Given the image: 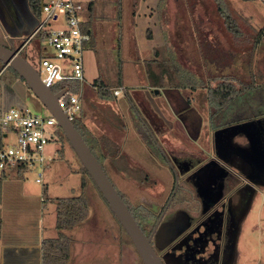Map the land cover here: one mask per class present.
Instances as JSON below:
<instances>
[{
    "label": "rangeland",
    "instance_id": "374dc122",
    "mask_svg": "<svg viewBox=\"0 0 264 264\" xmlns=\"http://www.w3.org/2000/svg\"><path fill=\"white\" fill-rule=\"evenodd\" d=\"M75 1L83 6L92 1V24L97 26L96 31L95 25L93 26L94 35L96 33L95 44L92 47L87 46L83 54L81 110L73 120L83 136L88 138L91 135L99 139V135L106 134L112 139L120 140L114 134L115 130L109 132L103 127L112 123L110 126L115 124L119 129L122 114L128 117L126 124L134 119L129 107L128 110L127 107H121L120 102H125L124 95H113V90L121 86L120 81L123 85L130 83L137 89H147L151 85L174 89L190 86L198 91L193 106L201 108L203 102L208 104L203 110H199L201 114H206L203 115L206 116V122L202 127L200 140L195 142L186 138L175 121L178 132L172 131L165 138L170 145L184 151V157L191 155L187 160L192 161L195 154L205 156L198 153L199 150L210 149L209 146H204L207 143L205 138L210 136V133H206L210 129L208 114H212L208 103V89L224 79L235 81L242 87L240 100L244 102L243 105L248 106L245 111L248 110L247 114L251 118L226 129L224 134H219L220 130L212 132L214 138L218 139L217 149L221 146L228 155L216 156L219 157L216 159L206 158V163L199 166L195 173H178L177 191L168 198L163 208L164 212L168 207L164 216L160 217L153 244L155 252L162 256L167 246H171L180 235L194 228L199 217L210 206L223 202L225 205H232L233 218L237 220L234 242L224 264H264V135L261 134L264 133V0H183V3L182 0ZM219 5L235 21L230 25L235 26L237 32L227 29L224 24L226 16L219 11ZM148 33L152 38L149 39ZM25 39H12L11 44L17 50ZM5 43V40H0V44ZM50 54L51 50L40 35L31 38L20 53L38 74L41 73L40 59ZM152 73L155 74L154 78ZM95 79L102 83L101 87L93 84ZM202 86L207 87V91ZM8 90L6 78L1 77L0 99ZM155 90L152 89L149 98L162 102L163 98L157 97ZM181 90L187 95L190 94L187 88ZM24 96H19V100L17 94L13 97L15 108L23 105L22 108L29 112L42 116L47 114L46 109L27 87ZM167 114L172 118L169 111ZM222 116L221 112H217V119ZM212 122L216 121L213 119ZM127 129L128 133L131 127L127 126ZM253 129H256L255 136L251 131ZM119 131L123 132L124 129ZM252 134L255 140L252 139ZM133 135L131 130V136H126V139L134 138ZM89 140L94 154H100L99 142ZM12 141V136L8 135L3 143L9 144ZM198 143L202 144L203 149L198 148ZM45 149L54 158L51 164H47V171L42 174V183L34 182L36 173L33 170L22 172V181L26 189L43 194L47 206L56 207L59 199L68 197L81 196L86 200L87 220L83 227L79 226L81 235L77 243L86 247L81 255L85 257V261L83 259L79 264H140L122 230L117 239L116 232L107 226L111 221L120 229L60 131L58 138L54 137ZM59 149L60 155L57 151ZM110 149L107 143L108 155L114 154ZM251 149L255 162L259 165H255L256 172H259L255 176L252 174L253 163L250 162V156L248 159L236 158L242 150L250 155ZM120 154L118 149L114 155ZM126 155L130 154L126 152ZM218 159L221 165H218ZM135 160L137 163L141 161ZM111 170L108 172L111 182L116 188L117 185L120 186L130 204L136 196L145 195L144 192L153 201L157 200L158 204L164 202L163 177L149 176V182L140 186L145 189L141 192L134 189L127 173L121 174L116 168ZM231 173L239 178L231 177ZM132 179L135 182L138 177L134 176ZM79 256L72 263L75 264Z\"/></svg>",
    "mask_w": 264,
    "mask_h": 264
},
{
    "label": "flooded vegetation",
    "instance_id": "af4514ba",
    "mask_svg": "<svg viewBox=\"0 0 264 264\" xmlns=\"http://www.w3.org/2000/svg\"><path fill=\"white\" fill-rule=\"evenodd\" d=\"M13 3H15V8L18 13H13V10L9 9L6 2L4 0H0V17L5 25L4 32L8 35L5 39L0 37V40H5V45L9 43L11 44L12 39H25L24 37L26 33H28L32 29L33 25L38 21L36 16H34L30 11H26L22 1L15 0ZM17 14H19L18 18ZM15 36L19 37L15 38ZM29 41H26L25 39L24 43L17 49L18 55H20L21 51L25 48L26 43ZM221 81H226V79L220 80L219 82ZM202 87L204 91H207V87ZM182 88L190 90V94L187 95L183 90H181ZM152 89L157 90L155 95L163 98V101H155V98L150 97V101L146 103V106L151 107V116L148 117L145 116L147 113L144 109L140 108L143 104L142 101H139L140 96L136 93L131 94L129 90L124 87L121 92L124 95L127 110L129 107L131 112L134 114V119L130 124H128V126H130L131 130H133L135 137L129 142L125 140L126 144H131L134 154L127 156L126 152L123 151L122 145L125 141L123 142L115 138L112 139L111 137L101 134L98 139L101 153L95 155L108 178L109 169L115 170L116 168L119 173H127L130 176L134 189L137 191H145V189H142L141 187L145 185V183L149 182V176L156 175L163 177L161 179L165 184V195L162 200L164 202L161 204H158L157 200L156 202L153 201V198H151L146 192H144L145 195L143 196H136L130 204L125 194L121 192L120 186L117 185L116 188L112 182L120 198L126 204L142 232L147 237L151 238V244L154 248V233L159 224L160 217L162 215L164 216L167 211L168 207H166L164 212L163 208L168 198L170 196H174L177 191V186L179 184L178 173H195L199 166L206 163V158L216 159L220 156L225 157L226 154L228 155V153L221 149V146L217 149L216 145L218 143V139L214 138L212 132H214V130H216V132L220 130L219 134H224L226 129H229L233 125L237 126L241 122L243 123L244 120H249L251 117L247 114L248 110L245 111L248 106L243 105L244 103L240 99L238 101L240 106L237 107V109L233 108L229 114L223 115L222 118H216L217 112L208 114L210 129H208L206 133H210V136L205 138V142L207 141V143L204 144V146H209L210 149L206 151L199 150L198 153H203L205 156L195 154V159L190 161V159H187L189 157L191 158V155L184 157L182 155L184 151H180L178 148L170 145L165 137L172 131L178 132L179 129L176 128V124L174 123L175 121L180 126L186 138L188 137L189 140L193 139L195 142H198L203 133L202 127L206 122V116H203L205 113L201 114L199 110H203V108L207 107L208 104L203 102V106L201 108H195L193 106L194 100H196V96H198L196 95V92L198 91L195 90L194 87L192 89L190 86H182L179 89V95H170V100L172 101L171 106V103L165 99V94L160 93V91L165 88L150 86L144 90H147L149 92L147 94L150 96ZM158 89H160V91ZM13 90L15 92H13L14 96L17 94V99L19 100V96L21 97L19 87L14 88ZM165 105L168 106L172 118L165 114L163 107ZM213 119L216 122H212ZM259 129L260 127H258V132ZM251 131L255 136L256 129ZM244 134L248 135L249 133ZM253 134L251 136L252 139L255 140L256 138ZM261 134L264 135V133ZM84 137L88 146H91L90 148L94 151L90 140L86 137V135ZM107 143H109L111 148L110 150H112L114 154L115 151L118 152L119 149L121 153L120 156H116L112 153L108 155ZM262 143V147H264V141ZM197 146L198 148L201 147V149H203L202 144L198 143ZM240 152L241 154H238L236 158L248 159L250 156V162L253 163L251 164L253 170L252 174L254 176L258 174L259 172H256L255 165L257 167H259V165L255 162L252 149L250 155L248 152L244 153L243 150ZM203 157L205 158L203 159ZM135 159L141 160L140 163H137V160ZM106 161H109L110 163L107 164ZM218 162V165H221L220 160ZM134 176L138 177V180H135V182L132 179ZM231 177L239 178V176L234 173H231ZM206 178L209 179L208 176ZM236 207L237 206L235 204L234 208L236 209ZM235 223L237 224V220L233 218L231 204L225 205L223 202L214 204L208 208L205 214L199 217L197 224H194V228L191 231H187L184 235H180L175 240L176 242L174 244L166 247L167 250L162 256H159V258L163 264H224L227 260L228 253L230 254V249L234 242V233L237 230Z\"/></svg>",
    "mask_w": 264,
    "mask_h": 264
},
{
    "label": "built area",
    "instance_id": "2783aa9c",
    "mask_svg": "<svg viewBox=\"0 0 264 264\" xmlns=\"http://www.w3.org/2000/svg\"><path fill=\"white\" fill-rule=\"evenodd\" d=\"M85 6L75 0H44L40 17L26 41L40 35L51 50L48 57L40 59V78L43 83L55 86L62 81L77 84V92L61 89L58 98L61 109L72 122L81 110L80 97L84 81L83 54L85 44L90 40L82 31L85 21ZM59 90V91H61ZM123 91L119 86L113 90L117 96ZM55 119L46 115L29 112L26 108L9 107L0 110V129L3 140L12 136L13 141L0 148V172L23 167L35 171V183L42 182V174L49 158L45 155L46 145L55 137Z\"/></svg>",
    "mask_w": 264,
    "mask_h": 264
},
{
    "label": "crops",
    "instance_id": "0c3cea01",
    "mask_svg": "<svg viewBox=\"0 0 264 264\" xmlns=\"http://www.w3.org/2000/svg\"><path fill=\"white\" fill-rule=\"evenodd\" d=\"M4 1L6 2L9 9L13 10L12 11L13 13L17 12V9L15 8V3H13L15 0H4ZM20 1H22L26 11H28L29 7L27 10L28 5L26 6V1L25 0H20ZM90 2L92 1H88L85 4V7ZM181 2L183 3V0ZM18 15L19 14H17V18H18ZM94 25L95 24L93 23V26ZM94 29L95 31L97 30L96 25ZM160 29L161 30L163 29V25H161ZM4 31H5V25L3 23L2 18L0 17V37L3 39L8 37V35ZM28 33H26V35ZM95 35L93 32V38L91 39L90 44L87 45L88 47H92L95 44V41H94L96 37ZM18 37L19 36H15V38H18ZM148 37L150 39L152 38V35L148 33ZM88 47H86V49ZM83 63H84V56H83ZM1 77L6 78V83L8 84V88H9L6 94H4V96L0 99V110L3 111L13 106L14 104L13 103L14 101L13 99L14 90L13 89L19 87L20 92H21V97L24 98L25 97L24 95L26 94L27 86L25 85L24 81L23 82L20 81L11 72H9L8 70H5V67H3L0 70V78ZM119 84L125 89L129 90L131 94L136 93L138 96H140L139 101H142L143 103L140 108L144 109V111L147 113L145 115L146 117L151 116V107L146 106V103L150 101V98L148 97L149 95L147 94L149 92L144 89H140V88L137 89L134 86H132L130 83L128 85H123L120 81ZM179 92H180L179 89H174V88L173 89L165 88L162 91H160V93L165 94L164 97L169 103L172 102L170 100V95L177 96L180 94ZM120 104H121V107L122 106H124V108L127 107L124 101L120 102ZM19 105H22V103H19ZM171 105L172 103L170 104V106ZM22 107L23 105L19 109H24ZM163 107H164L165 114L168 117H170L167 114V111H169L168 106L165 105ZM127 118L128 117H126L125 114H122V123L119 129H124L123 132H120L119 129L116 128L117 126L115 124L110 126V124L112 123H109V122H108L109 125L106 124V125H103V127L105 130H108L109 132L112 130H115L114 134L118 135L121 141L124 142L126 140L127 142H129L131 139H126V136H131V130L130 132L127 133L128 124L125 123V121H127ZM103 135H106V134H103ZM88 139H91L92 142L95 143V138L93 136L91 135L88 136ZM126 141L124 142L125 145L124 144H123L124 146L122 145V149L124 152H128L131 155V153L132 154L134 153L133 148L130 143L126 144ZM57 151H58V154L61 153L60 149ZM45 155L47 156V158H49L47 164L48 165L51 164L50 162L54 158L53 155L47 154L46 149H45ZM48 165H46V167H48ZM45 170L47 171V168H45ZM22 180H23V174L20 175L15 172H9V171L4 172V177L1 179V184H0V264H74L72 262L75 259V257L78 255H80L78 258L79 260L77 259L75 264L81 263L83 259L85 261V257L83 258V256L81 255H83V251L85 250L86 247L79 246L77 243H79L78 239H80L79 235H81V232H80L81 229H79L81 227L79 226H82V227L84 226V222L85 220H87L86 219L87 216L85 217L84 220L78 222L77 224H75L73 227L69 229L58 230L56 226V212H55L56 207L55 205H52V206L45 205V199H44L43 194L38 193L36 190H34L36 192H31V190L26 189ZM34 182H35V179H34ZM84 201L86 202L85 199ZM86 204L88 205L87 202ZM107 226L110 229L112 228L111 229L112 231L116 232L117 239H118V235L121 236L120 235L121 229L118 230V228L115 227L111 221L107 224ZM56 240L60 241V243L62 244H65V241H66V244H67L66 245L67 247V257L66 258H63L62 256H60L61 254L58 251H56L55 248L52 249L49 247V241H56Z\"/></svg>",
    "mask_w": 264,
    "mask_h": 264
},
{
    "label": "water",
    "instance_id": "95a60500",
    "mask_svg": "<svg viewBox=\"0 0 264 264\" xmlns=\"http://www.w3.org/2000/svg\"><path fill=\"white\" fill-rule=\"evenodd\" d=\"M36 24L37 22L26 36L31 34ZM0 62L3 63L4 67L9 66L23 79L32 95L55 119L57 127L62 131L78 161L101 194L110 212L128 236L142 264H163L151 244V238L142 232L96 156L91 152L88 144L68 119L67 114L61 109L58 98L63 94V91L52 92L50 84L42 82L36 69L26 59L18 55L17 50L10 43L7 45L0 44Z\"/></svg>",
    "mask_w": 264,
    "mask_h": 264
},
{
    "label": "trees",
    "instance_id": "16d2710c",
    "mask_svg": "<svg viewBox=\"0 0 264 264\" xmlns=\"http://www.w3.org/2000/svg\"><path fill=\"white\" fill-rule=\"evenodd\" d=\"M26 1H27V5L29 7L30 12L34 16H36L37 19H39L40 11H41V5H42L44 0H26ZM218 9H219V11L222 12V14H224L226 16V20H224V24L227 25V26L225 25L227 27V29L234 30V32H237L236 27L235 26L233 27V26L230 25V24H233L235 21L232 20V18L230 17L229 13H225L223 8L221 10L220 9V5L218 6ZM91 13H92V3L90 2L85 7V12H84L85 21L82 24V31L87 33L89 35V37H90V40L85 44L86 47H87V45L90 44V41L93 38V30H92L93 29V24H92V15H91ZM3 67H4L3 63L0 62V70ZM5 70H8L17 79H19L20 81L23 82V79H21L17 75V73L15 71H13L9 66L5 67ZM152 75H154L153 76V78H154L155 74L152 73ZM93 84H97L100 87L102 86V83H100V81L97 80V79H95L93 81ZM153 87H155V86H153ZM241 88H240L239 85H237V83L235 81L226 80V81H221L216 86L208 89V92H209V95H208L209 102L208 103L210 105V109H212L211 110L212 113L221 112L223 115H227V114H229L228 111H231L233 108L237 109V107L240 106L238 104V101H239V99H241V96H240L241 95ZM61 89H65L66 91L69 90L71 92H76L77 91V84L74 83V82L62 81V82L57 83L55 86L51 87V90L54 93L58 92ZM99 93H101V92L99 91ZM263 95H264V92H263ZM262 98L263 97H261V99ZM72 123H73V121H72ZM73 125L77 129V131L80 133V135L83 137L84 141L86 142L84 136L79 131L77 125L74 124V123H73ZM58 131H60V133L64 137L62 131L59 128H57V130H56V137L58 138ZM3 134H4L3 131L0 129V148L4 144L3 143V141H4L3 140ZM96 142H99V140L97 138L95 139V143ZM89 147H91V146H89ZM91 152L94 154L92 149H91ZM9 171L15 172V173L21 175L22 172L25 171V169L23 167H16V168H14L12 170H9ZM82 171L88 176L87 172L85 171V169L83 167H82ZM4 172L5 171H1V173H0V184H1V179L4 177ZM88 178L91 181L89 176H88ZM91 183H93V182L91 181ZM82 186H83V183H82ZM97 192H98V190H97ZM98 194L102 198V196H101V194L99 192H98ZM103 201H104V199H103ZM105 204H106V202H105ZM86 208H87V204H86V202L84 201V199L81 196H75V197H68V198L59 199L57 201V205H56V226H57V229L58 230L69 229V228L73 227L75 224H77L78 222L84 220L85 217H86V211H87ZM119 226H120V224H119ZM120 229L126 235V233L124 232V230H123V228L121 226H120ZM126 237H127L128 242L130 243V245L134 249V247H133V245H132V243L129 240L127 235H126ZM49 247L52 248V249L55 248V250L58 251L61 254L60 256H62L63 258L67 257V247H66L65 244L60 243V241H58V240L49 241ZM134 252L138 256L140 264H142L141 259H140L139 255H138V253L136 252L135 249H134Z\"/></svg>",
    "mask_w": 264,
    "mask_h": 264
},
{
    "label": "bare ground",
    "instance_id": "6f19581e",
    "mask_svg": "<svg viewBox=\"0 0 264 264\" xmlns=\"http://www.w3.org/2000/svg\"><path fill=\"white\" fill-rule=\"evenodd\" d=\"M11 107H13V106H11ZM118 222V221H117Z\"/></svg>",
    "mask_w": 264,
    "mask_h": 264
}]
</instances>
